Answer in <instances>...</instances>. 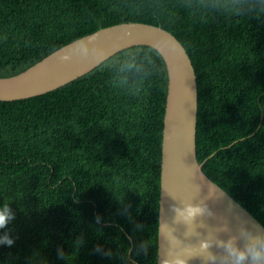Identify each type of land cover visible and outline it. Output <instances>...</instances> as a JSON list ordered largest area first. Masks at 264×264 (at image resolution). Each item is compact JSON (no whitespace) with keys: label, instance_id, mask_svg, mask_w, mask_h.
<instances>
[{"label":"trees","instance_id":"obj_1","mask_svg":"<svg viewBox=\"0 0 264 264\" xmlns=\"http://www.w3.org/2000/svg\"><path fill=\"white\" fill-rule=\"evenodd\" d=\"M258 5L0 0V77L110 25L169 31L196 74V159L264 226V17L248 14ZM129 53L141 70L122 73ZM167 81L159 52L140 44L57 89L0 100V202L16 213L0 264H157Z\"/></svg>","mask_w":264,"mask_h":264},{"label":"water","instance_id":"obj_2","mask_svg":"<svg viewBox=\"0 0 264 264\" xmlns=\"http://www.w3.org/2000/svg\"><path fill=\"white\" fill-rule=\"evenodd\" d=\"M80 41L99 49L88 57L72 55L63 59ZM148 45L157 50L167 70V94L163 115L160 193L158 214L157 264H227L225 250L215 239L237 235L241 221H247L253 234L264 226L246 208L212 181L196 160L198 93L196 74L182 43L169 31L143 22H122L100 28L63 45L24 71L0 77V100L28 98L57 89L90 72L109 56L130 46ZM210 192L212 193L210 195ZM203 202L213 215L196 217L195 231L175 220V208L183 202ZM224 222L231 233L218 231ZM213 239L204 253L201 240ZM242 246L244 240L238 239ZM216 256L208 259V254ZM245 264H249L248 261Z\"/></svg>","mask_w":264,"mask_h":264},{"label":"clouds","instance_id":"obj_3","mask_svg":"<svg viewBox=\"0 0 264 264\" xmlns=\"http://www.w3.org/2000/svg\"><path fill=\"white\" fill-rule=\"evenodd\" d=\"M261 4H264V0H260ZM242 4L243 0H236L237 14L242 13ZM250 16H254L257 19L264 17V8L257 6L255 11L248 13ZM99 49L95 46H90L89 42L80 41L76 47L66 54L63 59H70L72 55H78L81 57H88L90 54H98ZM140 71L141 65L137 63L136 57L134 53H129L128 57L125 59L124 63L120 66V71L122 73H128L131 71ZM126 79V77H124ZM212 193L210 192V195ZM183 208L176 207L175 212V220L177 222H183L189 226V232L195 231L194 221L196 217L203 215H213L211 209L208 208L206 204L203 202L200 203H192L183 202ZM15 211L12 209L9 201L8 202H0V246H12L15 243V237L11 234V231L8 229V225L15 219ZM102 217L97 215V219H101ZM138 227H142L141 225H137ZM218 231L231 233V227L229 223L224 222L220 225ZM237 235L229 234L227 239H215V243L221 246L225 250V254L223 259L227 261V264H245L246 261L249 264H264V232L257 231L255 234L252 233L248 226L247 221H241L238 226ZM242 238L244 240L243 245L241 246L238 243V239ZM82 239L78 240L77 243H82ZM213 243V239H205L201 240L199 244V253H204L209 246ZM148 242L142 241L138 245V249L147 251ZM97 251H101L103 255L111 256L110 251L102 250L101 248H97ZM58 255L64 257L63 249H57ZM208 259L215 260L216 256L212 253L208 254ZM180 264H185V261L180 259Z\"/></svg>","mask_w":264,"mask_h":264},{"label":"bare ground","instance_id":"obj_4","mask_svg":"<svg viewBox=\"0 0 264 264\" xmlns=\"http://www.w3.org/2000/svg\"><path fill=\"white\" fill-rule=\"evenodd\" d=\"M196 139V138H195ZM195 145H196V140H195ZM196 157H197V155H196ZM197 160V159H196ZM202 165H203V163H202Z\"/></svg>","mask_w":264,"mask_h":264}]
</instances>
